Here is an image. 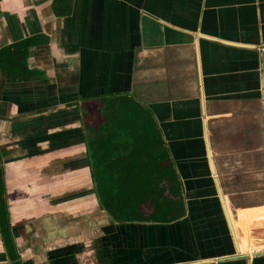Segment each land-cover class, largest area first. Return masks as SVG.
Wrapping results in <instances>:
<instances>
[{
  "label": "crops",
  "instance_id": "0c3cea01",
  "mask_svg": "<svg viewBox=\"0 0 264 264\" xmlns=\"http://www.w3.org/2000/svg\"><path fill=\"white\" fill-rule=\"evenodd\" d=\"M122 94L153 115L179 219L99 208L85 111ZM0 172V264H264V0H0Z\"/></svg>",
  "mask_w": 264,
  "mask_h": 264
},
{
  "label": "trees",
  "instance_id": "16d2710c",
  "mask_svg": "<svg viewBox=\"0 0 264 264\" xmlns=\"http://www.w3.org/2000/svg\"><path fill=\"white\" fill-rule=\"evenodd\" d=\"M101 103L103 122L87 141L90 179L99 208L117 224L168 223L181 218L178 178L150 110L126 94ZM0 237L12 260L1 172Z\"/></svg>",
  "mask_w": 264,
  "mask_h": 264
},
{
  "label": "rangeland",
  "instance_id": "374dc122",
  "mask_svg": "<svg viewBox=\"0 0 264 264\" xmlns=\"http://www.w3.org/2000/svg\"><path fill=\"white\" fill-rule=\"evenodd\" d=\"M89 106L90 107H88L87 108V110L85 111V112H87V113H90V112H94V113H96V115H97V119L99 120H101V118L99 117V115H101V111L99 110V109H101V107H100V104H99V109H98V107L96 106V105H94V104H89Z\"/></svg>",
  "mask_w": 264,
  "mask_h": 264
}]
</instances>
